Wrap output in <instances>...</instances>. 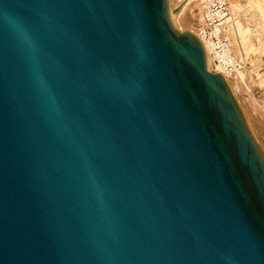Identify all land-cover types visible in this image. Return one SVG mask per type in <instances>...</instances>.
Masks as SVG:
<instances>
[{
	"label": "water",
	"instance_id": "95a60500",
	"mask_svg": "<svg viewBox=\"0 0 264 264\" xmlns=\"http://www.w3.org/2000/svg\"><path fill=\"white\" fill-rule=\"evenodd\" d=\"M0 264H264V155L168 0H0Z\"/></svg>",
	"mask_w": 264,
	"mask_h": 264
},
{
	"label": "rangeland",
	"instance_id": "374dc122",
	"mask_svg": "<svg viewBox=\"0 0 264 264\" xmlns=\"http://www.w3.org/2000/svg\"><path fill=\"white\" fill-rule=\"evenodd\" d=\"M179 1L168 0V10L171 8L173 9L172 12H175V8L179 6ZM205 1L191 0L178 16H169L172 27L178 31L196 33L201 21L202 5ZM227 1L232 10L234 6L246 9L240 14V21L244 25L255 29L257 24L255 26L254 23L262 22L261 16L247 9V0ZM262 1L264 2V0ZM251 14L254 15L253 20L249 18ZM226 34L230 39L235 57L243 66L240 70L243 71V77H239L237 74L231 75V78L226 83L245 119L248 129L264 155V37L261 36V40L258 42L253 35L255 34L253 31V34L251 33L248 36L246 48L239 49L238 42H236L237 40L233 34L228 32L227 29ZM212 67L213 65L210 61L209 69H207L212 71Z\"/></svg>",
	"mask_w": 264,
	"mask_h": 264
},
{
	"label": "built area",
	"instance_id": "2783aa9c",
	"mask_svg": "<svg viewBox=\"0 0 264 264\" xmlns=\"http://www.w3.org/2000/svg\"><path fill=\"white\" fill-rule=\"evenodd\" d=\"M201 21L195 33L202 46L207 45L212 62L222 74L235 75L243 66L234 56L232 45L226 34L231 9L227 0H207L201 9Z\"/></svg>",
	"mask_w": 264,
	"mask_h": 264
},
{
	"label": "bare ground",
	"instance_id": "6f19581e",
	"mask_svg": "<svg viewBox=\"0 0 264 264\" xmlns=\"http://www.w3.org/2000/svg\"><path fill=\"white\" fill-rule=\"evenodd\" d=\"M190 1L191 0H180L178 3L179 6L177 8H175L176 13L172 12L173 9H171V8H170L171 10L170 9L168 10L169 16L170 17H173V15L178 16L182 12L184 7L187 5V3ZM246 2H247V7H248L247 9L251 10L254 13L261 16L262 22H255L254 23L255 26L257 24L256 28L251 29V27H249L248 25H244L240 21V18H241L240 14L243 13L244 10H246V9H243V8H240L237 6L232 7L233 10L230 8L231 14H230L229 22L226 26V29L228 30V32L232 33L233 36L235 37V39L237 40L236 42H238L239 49L246 48L248 36L251 35V33L253 34V31L255 32V34H253V35L256 37L258 42H260L261 36L264 37V2L262 0H247ZM245 12H247V11H245ZM249 18L253 20L254 15L251 14V16ZM257 21H259V20H257ZM194 35H196V34L194 33ZM263 45H264V43H263ZM203 49H204V55H205V64H206V67L209 69L210 61L212 62L210 55H209V48L207 45H203ZM212 65H213L212 71H216V72H219L220 74H222L221 68L216 63L212 62ZM242 74H243V71H238V73H237V75H239V77H243ZM222 76L224 77L226 82L228 81L229 78H231V76L227 75V74H222Z\"/></svg>",
	"mask_w": 264,
	"mask_h": 264
}]
</instances>
